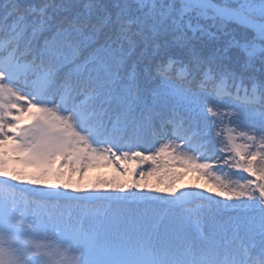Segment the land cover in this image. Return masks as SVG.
Returning <instances> with one entry per match:
<instances>
[{"label":"snow or ice","instance_id":"obj_1","mask_svg":"<svg viewBox=\"0 0 264 264\" xmlns=\"http://www.w3.org/2000/svg\"><path fill=\"white\" fill-rule=\"evenodd\" d=\"M226 23L251 37L216 47ZM257 61L264 0H0V264H264V111L250 116L264 84L227 102ZM100 164L117 175L91 191L60 179ZM176 164L234 203L171 179L157 188L167 195L136 191L152 188L145 175H182ZM24 182L38 198L20 209L2 194ZM198 198L245 219L225 227Z\"/></svg>","mask_w":264,"mask_h":264},{"label":"trees","instance_id":"obj_2","mask_svg":"<svg viewBox=\"0 0 264 264\" xmlns=\"http://www.w3.org/2000/svg\"><path fill=\"white\" fill-rule=\"evenodd\" d=\"M210 31L216 32L215 28H211ZM217 35L220 36V39L215 42L216 47H223L225 42L232 37H235L236 39L243 40L245 37L250 38L251 33L246 32L245 29H243L241 26L235 24V23H226L223 26V29L220 33H217ZM236 53V49L232 50V54L234 55ZM239 84V99H237V89L231 88V98L227 101L229 103H242L244 99L243 93H245V90L251 94L252 87L255 84L257 87H259L261 84H264V67L261 66V64L257 61L254 64L250 65L247 72L245 73L243 77V83L240 84V82H237ZM264 111V108H262L261 105H252L251 106V112L250 116L257 121L260 119L261 112ZM159 147V144L156 145ZM11 161V160H10ZM119 163V161L117 162ZM129 165H131V161L128 162ZM163 163V162H162ZM12 164V168L20 169L25 172H33V171H27V168H20L18 165ZM108 164H100L92 168H88L85 170L84 173H71L66 170V174L64 177H61V180H71L74 183H78L82 187L85 188L86 191H91V189H87V185L89 184H95L98 179H107L111 178L114 175H117L116 169L114 168L112 171L109 170H102V167L107 166ZM152 167L151 163H145L141 169L145 173L149 171V169ZM172 172H179L182 173L180 176L172 177L170 175H161L160 180H158L156 175L148 176L145 175V178L142 183L151 184L152 188H144V189H136L138 192H146L151 196H162L167 195L166 193H160L157 191V188L159 187H166L167 182L171 179L172 186L175 187L178 191H191V192H203L204 196L207 197L209 195L214 196L216 200H224L227 204H233L234 201L227 200L224 197L217 196L215 193H209L207 192V187H212L213 183L211 180H209L206 176L199 172L187 170L183 168L181 165H170ZM215 176H220L225 181L227 180H236L239 179L238 176H230L225 174V172L220 171H214ZM2 179V178H0ZM140 179L138 176L133 177V182L135 180ZM164 181V183H161L160 181ZM15 181H11L13 184ZM17 183V182H15ZM21 186H23L27 191V201L28 206L31 207L32 200L36 199L38 197L33 195V189L36 187L30 183L24 182L20 183ZM198 185H204V188L197 187ZM49 191H54L55 189H52L51 187H48ZM61 191H64V189H60ZM68 191H73L69 189ZM22 192L19 191V189L10 188L7 192L3 193L2 195L5 196H14L18 207L21 209L22 202L19 201V197L21 196ZM73 194H78L73 191ZM124 192H121L120 195H124ZM61 203H66V201H61ZM204 203L206 205L205 213L206 215L211 214L216 217V219L219 221V223L225 227L230 226L231 218L233 217H239L241 220L245 219V213L242 210H236V209H223L221 212H216V206H212L211 208L207 207V202L202 200L201 198H198L193 201V204H199ZM150 207H153L157 210V215L162 214L164 211V207L161 203H157L155 205H150ZM222 208V206H219ZM19 214V213H18ZM247 215H251V213H248ZM85 225H87V220H85ZM168 225V220L165 218V220L161 223L159 231L163 233L165 231V227ZM128 235L126 237L129 244H136L138 240L140 239L136 234V229L134 226L129 225L127 229ZM168 239L173 241L176 245H179L181 241L177 238L176 234L169 229L168 233ZM159 242V241H157Z\"/></svg>","mask_w":264,"mask_h":264},{"label":"rangeland","instance_id":"obj_3","mask_svg":"<svg viewBox=\"0 0 264 264\" xmlns=\"http://www.w3.org/2000/svg\"><path fill=\"white\" fill-rule=\"evenodd\" d=\"M243 95L245 96V93H243ZM25 121H27V119H25ZM28 122V121H27ZM11 163H13V164H15L16 166L18 165L20 168H27L26 170L27 171H34L35 169L32 167V166H30V165H25L24 163H22V162H20V161H18V160H11V161H9L8 162V166H10V167H12V164ZM105 169H107V168H104V171H105ZM54 182H56V181H54ZM57 183V182H56ZM24 209V208H23Z\"/></svg>","mask_w":264,"mask_h":264}]
</instances>
